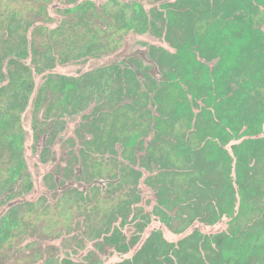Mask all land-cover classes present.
<instances>
[{
    "label": "rangeland",
    "instance_id": "374dc122",
    "mask_svg": "<svg viewBox=\"0 0 264 264\" xmlns=\"http://www.w3.org/2000/svg\"><path fill=\"white\" fill-rule=\"evenodd\" d=\"M253 139L264 0H0V264H156L130 261L194 231L234 232L231 264H264V200L197 219L217 203L194 161L220 184ZM241 155L263 192L264 141Z\"/></svg>",
    "mask_w": 264,
    "mask_h": 264
},
{
    "label": "trees",
    "instance_id": "16d2710c",
    "mask_svg": "<svg viewBox=\"0 0 264 264\" xmlns=\"http://www.w3.org/2000/svg\"><path fill=\"white\" fill-rule=\"evenodd\" d=\"M226 47L228 48V46ZM224 55L226 56V53L223 54V57ZM228 55L229 52H227V56ZM76 84V80L62 78L61 88ZM19 88L21 93L18 94L17 97H13L11 101L12 104L9 107L11 110L20 109L23 111L26 108L30 97L29 95L33 90V85L30 81L23 80L19 84ZM16 98L17 100H15ZM263 141L264 140L256 139L243 140L240 144L233 147L232 153L235 164L232 167V160H229L230 167L226 168V171L222 173L223 181L220 184L212 182V179H208V170L202 166L198 159L194 161L199 175L197 192L201 194L204 192L211 193L207 202L216 201L217 203V208L214 210L209 211L207 208L205 212H203L201 209V212L197 215V219L200 222L213 225L222 217L232 214L236 204H238L240 208H243L250 200L254 202L264 200V191L262 192L260 187L258 188L254 184L255 176L241 155V150L246 145L253 144V146H255ZM178 149L186 159H190V155L193 152L196 154L200 153L199 150L193 151L187 146H179ZM233 171L234 180L232 179ZM212 204L213 203H210L209 205L212 206ZM165 223L169 228L171 227L169 222L165 221ZM235 235L236 234L233 232L209 236L194 231L190 235L179 240L177 245H174L173 243L167 242L161 233L156 232L146 240L130 262L139 263L143 260V257L144 260L146 257L149 259V263L156 264H231L232 260L228 256V249L232 240H235ZM113 245L119 251L127 250L125 246H118L119 244ZM165 247L169 248L162 251ZM159 254L163 257L161 260L159 259Z\"/></svg>",
    "mask_w": 264,
    "mask_h": 264
}]
</instances>
